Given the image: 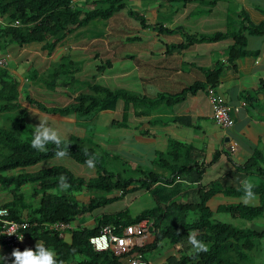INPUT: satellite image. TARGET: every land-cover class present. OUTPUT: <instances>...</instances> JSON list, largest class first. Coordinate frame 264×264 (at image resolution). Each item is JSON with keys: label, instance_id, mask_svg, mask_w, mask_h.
Here are the masks:
<instances>
[{"label": "trees", "instance_id": "obj_1", "mask_svg": "<svg viewBox=\"0 0 264 264\" xmlns=\"http://www.w3.org/2000/svg\"><path fill=\"white\" fill-rule=\"evenodd\" d=\"M87 1L93 5L92 8L76 0H0V17L12 23L11 25L0 23V52L6 50L11 44L23 46L30 43H42V47L48 53H52L56 45L62 43L67 35L87 26L92 20L107 19L113 16L125 8L128 2V0ZM171 1H181L183 4L186 0ZM126 12L127 15L138 20L140 24L147 25L146 18L141 13L132 9H128ZM16 20L18 21L17 25L13 24ZM154 26L160 32L173 31V29L163 27V22H156ZM255 34H264V22L254 24L243 16L242 23L238 27H231L227 31L188 34L185 35L184 41L172 44V47L176 45L179 48H185L194 43L211 42L230 37L232 42L227 46L226 60L232 63L250 53L246 48L247 35ZM56 65H60L59 68L49 72L47 88L50 89H55V85L59 84L66 87L70 83L64 80L57 82L59 79L57 76L64 69L62 61L57 62ZM36 70L32 71L35 72ZM77 70L78 67L72 69L75 72ZM222 70L223 63L221 62L215 63L211 69L205 70L210 86L214 87L217 84L218 75ZM71 78L73 79V77ZM18 84L19 79L6 67L0 66V114L4 113V116H0V184L3 189L9 190L11 196L0 201V205L8 208L11 218H26L28 221L36 223L37 225L29 228L27 233L31 237L41 240L46 247L53 249L58 260L64 261L70 256L80 255L86 262L85 264H92L94 260L103 255L100 260H96L97 264H119L118 260L123 256L114 254L111 248L108 251H94L89 243V237L97 234L103 225H110L115 236H122L123 228L137 224L143 219L147 222L153 221L152 226H150L155 236L152 245L163 238H167L171 242L183 239L188 241V233L195 231L197 239L209 246L208 252H194L192 255L183 256L178 260L179 262L183 261L184 263L193 258V262L197 264H243L242 261L252 260L256 254H260L264 258V255L261 254V238L264 236V230L255 231L250 228H239L213 217L214 212H225L231 217L251 220L263 214L264 168L259 166L258 152L242 165V169L260 175L261 179L255 183L256 187L253 189L260 199L258 204L220 203L212 208L207 202L215 193L222 192L228 196H241L243 195L241 186L237 188L230 186L223 189H219L217 185L203 187L197 191V201H194V204L189 201L190 205L193 204V218L186 221L185 217H179L178 213L176 216H178L179 221L168 223L163 218L171 215L170 208L176 206L174 213H177L183 206L173 199L175 193H172L166 186L176 175L185 174L188 176L190 172H197L196 178H200L205 165L214 162L219 156V151L215 150L211 154L210 161L203 160L199 163L197 161L198 155H193L192 144L169 138L165 151H158L160 154L158 158L162 160L161 165H159L160 171L145 170L141 165H137L134 171L142 175L140 178L122 176L107 170L104 165L97 161V158L96 175L88 178L77 176L62 165H52L27 171L25 170L27 166L55 156V146L49 144L47 153L39 152L30 147L34 130L30 133L25 122L28 110L21 104L19 98L21 90H18ZM84 85L86 91L81 90L73 96L71 102L63 106L46 107L28 93L23 96V100L30 106L47 113L63 116L74 115L77 119H86L90 114L99 113L103 110H114L117 102L121 100L123 102L121 119H114L110 123L111 126L115 127L128 126V116L131 109L136 116H148L159 105L147 95L126 88H111L92 80ZM193 87L194 85L188 88L190 93L194 91ZM185 94V91L182 90L174 94V97L168 98L167 95H161L160 103L168 102V100L178 102L184 99ZM9 112H13L14 115H7ZM172 121L182 122L183 116H173ZM90 141L91 139L87 140L85 137L77 136L65 139L69 145L67 156L83 164H85L88 156L96 157L94 152L96 143ZM85 150L88 156H85ZM158 158L154 159V163L158 164ZM251 158L254 159L251 160ZM60 175L67 176V182L70 184L68 191L78 192L84 188L91 191L118 189L120 193L108 196L94 195L89 199L87 205L80 206L73 194L67 195L66 193L49 191L53 188H57V191L60 190L58 189ZM26 183L33 186L30 193L32 200H26L25 190L21 188ZM153 183L156 185L151 193L157 197L156 205L145 208L136 214H131L126 208L115 213L102 214L97 217L93 226L73 228L70 242H66L59 235V232L42 231L40 227L43 222L57 220L71 222L77 216L91 212L96 207L123 198L128 192L140 188L148 190ZM161 203H165L166 206L162 207ZM135 249L143 251V247ZM105 259L108 261L103 263L102 260ZM79 264L82 262L79 261ZM164 264H168V262Z\"/></svg>", "mask_w": 264, "mask_h": 264}, {"label": "crops", "instance_id": "obj_2", "mask_svg": "<svg viewBox=\"0 0 264 264\" xmlns=\"http://www.w3.org/2000/svg\"><path fill=\"white\" fill-rule=\"evenodd\" d=\"M76 1L85 6L91 4L87 0ZM128 2L130 4H126L125 8L111 16L110 20L114 21V18L122 13L121 11H125L127 14L126 10L132 9L146 18L147 25H128L129 20H123L120 22L123 27L119 25L115 27L119 34L115 35L116 39L112 43L104 39L106 33L101 34L100 32L92 37L94 42H86L83 40L86 36L82 37L80 28L67 35L62 43L56 45L52 53H48L42 47V43H30L23 46L11 44L6 50L0 52V55L8 54L15 64L18 58L21 59L18 65L8 64V70L19 79L18 90L22 88L24 80H26L21 77L22 72L35 69L30 64L34 58L44 61L46 66L42 71L47 70L52 64H56L62 56H67L71 62L76 61L79 64L75 75L79 74L83 80L106 79V76L108 82L111 81L115 85L118 83L121 86L117 87L122 88L128 87L129 83L126 81H132V89H126L145 94L159 105L148 116H136L131 109L128 126L120 127L123 131L120 133L117 146L127 143L128 135L135 142L145 145L163 144L165 148L168 139L173 138L192 144L193 155H198L199 163L203 160L210 161L211 154L215 150L219 151L218 158L205 165L200 178H196L197 172H190L188 176L176 175L166 186L172 193H175L173 199L183 206L177 212L179 217H185V220L189 221L194 216L192 206L194 201H197L198 189L213 185H217L219 189L230 186L237 188L246 178L254 180V183L261 179L258 173L242 169V165L258 152L259 166L264 168V34L247 35L246 48L250 53L232 63L226 60L227 46L232 42L230 37L211 42L194 43L185 48H179L176 45L172 47V44L184 41L185 35L188 34L227 31L231 27H238L242 23L243 16L254 24L263 23L264 0H186L183 4L181 1L179 3L171 0H128ZM175 2L176 5L173 4ZM181 9L183 13L180 12ZM177 11H179L178 15L182 19L181 21L175 17ZM173 13L175 14L172 15ZM165 16H170L173 19L174 23H171L169 27L163 20ZM156 22H163V27L173 29V31H158L154 26ZM120 32H126V34ZM119 40L129 42L130 51L123 52L121 46H124L125 43ZM11 48H17L15 56H12ZM218 62L223 63V70L218 75L217 84L213 87L207 82L205 70L211 69ZM98 73L100 74L98 75ZM193 85L194 91L190 93L188 88ZM74 90L79 92L82 89L75 87ZM182 90L186 93L183 100L178 102L168 100V102L160 103L161 95H167L168 98L174 97V94ZM64 91L67 92L66 89H63L61 93ZM210 91L218 100L238 108L232 111L233 125L229 129H222L213 121L211 103L207 96ZM24 107L28 110L25 121L30 119L29 117L36 118L37 115H47L36 108ZM115 109L113 112H116L119 119L111 118L109 124L114 119H121L123 103L118 105L117 102ZM111 111L103 110L101 112L111 113ZM49 116L53 117L55 125L59 121H65L57 119L60 118L59 116ZM173 116H183V121L173 122ZM33 121L39 122V117ZM124 130H126L125 133H123ZM61 134L65 135V133ZM226 137L227 140H225ZM231 144L234 145L233 150L229 149ZM253 159L251 158V160ZM152 162L155 164L154 159ZM207 172L211 176L205 182L204 177ZM94 174V169L90 171L81 167L77 176L88 178ZM155 185L156 183L151 184L148 190L143 188L133 190L142 191L143 194H149L153 200L155 199V203L147 208L153 207L157 203V197L151 193L155 189ZM50 191L67 195L73 194L80 206L87 205L89 199L94 196L92 191L87 188L78 192L61 188L59 191L56 188ZM241 197L242 195L228 196L217 192L207 203L209 206L212 203L213 208L220 203L242 202ZM189 201H192L193 204L190 205ZM259 202L260 199L257 195V199L249 204L255 205ZM160 205L166 206L165 203ZM175 210L176 206L170 208L171 215L164 217L163 220L168 223L175 222L173 221L177 214L174 213ZM183 210L186 211H184L185 216H183ZM102 214L95 215L93 210L86 212L77 216L73 220L72 226L74 228L93 226L97 217ZM217 214L228 213L214 212L213 217L220 220L217 219ZM228 215L230 216V214ZM152 223V220L147 222L143 219L137 224L129 225L122 229V236L113 240V253L123 256L118 260L119 264H129L128 256L130 254L126 252L137 247H143L142 254L148 264H164L166 262L176 264V260L194 253L192 246L184 239L177 242L170 241V246L163 253H158L159 243L152 245L155 237L150 227ZM250 229L263 231L264 226ZM62 237L66 242H70L71 231H64ZM37 242L26 240L24 247L19 249L23 251L25 248L35 246ZM162 247H164L163 243ZM12 250L0 246V255L8 257L7 261L10 263H12ZM146 251L150 253L148 254ZM261 254L263 255L262 251ZM102 256L96 260H100ZM96 260H92V264H97ZM79 261L82 264L86 263L80 255H74L64 260V264H79ZM106 261L108 260H102L103 263ZM183 264L189 263L186 261ZM190 264L197 263L191 262Z\"/></svg>", "mask_w": 264, "mask_h": 264}, {"label": "rangeland", "instance_id": "obj_3", "mask_svg": "<svg viewBox=\"0 0 264 264\" xmlns=\"http://www.w3.org/2000/svg\"><path fill=\"white\" fill-rule=\"evenodd\" d=\"M127 4L129 5L130 3L127 2ZM173 4L176 5L177 3L175 2ZM87 7L92 8L93 5L89 4ZM179 11L175 12L176 13L175 17L178 21H181L182 19L178 15ZM121 12L122 13H119L117 15L118 17L114 18V21H111L110 17L107 19L99 18V19L92 20L90 23H88L87 26L81 28L79 31H81V34H83L82 37L86 36V38L83 40H85L86 42H94V39L92 37L94 36V34H99L100 32L101 34L106 33V36L104 39L112 43V41L116 39L115 35L119 34V32L115 30V27L118 25L120 27H123V25H121L120 22L127 19L129 20V22L127 23L128 25H139L140 24L138 20L127 15L125 11H121ZM180 12L183 13V10L181 9ZM175 13H173L172 15H174ZM163 20L165 24H167L168 27L170 26L171 23H174L172 21L173 19L170 16H165ZM124 29L131 30L127 28H124ZM120 33L126 34V32H120ZM104 39H101V40H104ZM119 41L125 43L124 46H121L123 47V52L130 51L129 42H125L124 40H119ZM16 49L17 48L10 49L12 56L13 55L15 56ZM60 61L63 62L62 67L64 70L61 72L60 75L57 76L60 79V80L57 79V82L58 81L60 82L63 80L70 82L68 86L64 87L68 90L67 93H61L63 91V86H60V84L55 85L56 86L55 89L47 88V80L49 78V72H51L55 68H59L60 65L52 64L51 66H49L47 70L42 71V69H44L46 66L44 64V61H40L37 58H34L30 64L31 66H33V68L37 70L35 72L34 71L30 72L29 70L22 72L21 77L26 78V80H24L22 88L19 89L21 90V95H22V97L20 98L23 99V96L26 93H29L31 94L33 98H36L37 100L43 102L47 106H51V105L62 106L64 103L72 101V95L74 93V91L72 90H74L75 87L76 89L81 88L82 90L86 91L84 84L88 81L83 80V77H81L79 74L75 75V71H72V69H74V67H77L79 64L76 61L74 63L71 62L69 58H67V56L61 57L58 60V62ZM18 62L19 63L21 62L20 58L17 59L16 64L13 59H10L8 64L11 66H15V65H18ZM92 71H95V70L92 69ZM99 74L100 73H98V75ZM71 77H73V79ZM105 78L106 79L104 78L96 79L95 78V79H92V81L96 80V82L105 84L106 86H109L111 88L121 86L118 83L115 85L111 81L108 82L106 76ZM126 82H128L129 85H127L128 87H125V88L132 89V81H126ZM122 103L123 102L121 100L118 101V105H121ZM168 107L171 108L172 106H168ZM115 110H112L111 113H102V112L93 113V114H90L88 118L86 117V119L79 118L78 120L80 121V123H77V124H76L75 117L70 116V117H64V118H57L59 120H65V121H59L57 122L58 124L55 125V121L53 120V117L49 116V125L52 127L58 128L61 133H65V135L61 134L62 137H64L65 139H69L70 134L85 135L87 140L91 139L90 142L96 143V145H94V152L96 154L97 161L101 163L102 165H104V167L107 170L113 171L115 173H119L122 176H132L134 178H139L142 176L139 172L134 171V168L137 165H141L145 170H150V169L159 170V168H161L159 165H161L162 160L158 158L160 155L158 151H161V150L165 151L166 148L163 144L145 145L144 143H138V142L133 141L132 137L128 135L127 136L128 142L125 143L124 145L117 146L118 139H120V133L121 131H123V129L120 127L111 126L109 124V121L111 118L119 119V116L116 114V112H113ZM1 115L4 116V113L0 114V116ZM7 115L12 116L14 115V113L9 112L7 113ZM35 117L38 118V115ZM29 118L30 119L26 120V123L31 133L32 130H34L33 126L38 125L39 122L33 121V120H36V118L34 117H29ZM68 132H71V133L69 134ZM125 132L126 130H124L123 133ZM135 156L137 159L135 158ZM151 158L152 159L158 158L157 159L158 164L156 163L153 164ZM37 164L38 165L36 167L31 166V167H28L27 170L33 171L39 168L40 165L44 167V166L61 164V165L66 166L70 170H72L76 175H78V171L81 167H85L86 169H89L90 171H92V169L88 168L86 164H81L69 156H65L64 158H57L56 156H53V157L46 158ZM94 172H95V168H94ZM183 176H187V175L184 174ZM210 176L211 175H209V173L207 172V174L204 177V181L205 182L208 181L210 179ZM32 187H33L32 185L31 186L27 185L25 188H23L25 189L26 195L29 196V194L32 191ZM58 189H60V187ZM92 193L94 195H107L108 196V195H113V194L117 195L119 193V190L118 189H114L112 191L93 190ZM9 196H10L9 190L3 189V186L0 184V201L4 199H8ZM154 200L152 196L146 193L143 194L142 191H132V192H128L122 199L115 200L107 205L96 207L93 210V213L95 215L97 214L100 215L102 213H114V212H117L119 210L126 208L129 210L131 214H136L142 209L151 206L152 203H155ZM228 200L229 199L227 198V201ZM210 206L212 207V203L210 204ZM184 211L185 210H183V214L186 212ZM217 219L231 223L239 228L249 227V228L257 229V228L264 226V212L261 216H257L256 218L251 219V220L238 218V217L236 218L230 217L228 214H217ZM173 221L178 222L179 221L178 216H175V219ZM158 243L160 245V247L157 248L158 253H163L164 250H166L167 247L170 246V241L167 238H163ZM162 243L164 247H162ZM243 249L245 250V248ZM262 252H263V249H262ZM146 253L149 254L150 252L146 251ZM176 261H177L176 264H183V261L181 262H179L178 260ZM262 261H263V257L260 254H256L252 260L247 259V260L242 261V263L243 264H262ZM191 262L193 263V258L187 261V263L189 264ZM6 263H10V262L6 261Z\"/></svg>", "mask_w": 264, "mask_h": 264}, {"label": "clouds", "instance_id": "obj_4", "mask_svg": "<svg viewBox=\"0 0 264 264\" xmlns=\"http://www.w3.org/2000/svg\"><path fill=\"white\" fill-rule=\"evenodd\" d=\"M1 19L3 21H5V23H6V24H3V25H11L12 24L10 22H7L3 18H1ZM13 24H15V21H14ZM17 24H15V25H17ZM1 58H5V63L0 65V66L1 67H6L8 69V63H9L8 60L10 59V56L5 53L3 55H0V59ZM94 81H96V80H94ZM70 87H72V86H70ZM63 89H66V88L63 87ZM72 91H74V93L72 95V98H73V96L76 95L78 92L76 90H72ZM63 93H67V92L64 91ZM207 96L209 97V93H208ZM20 97H22L21 93L19 95V98ZM20 100H21L22 106H29V107L36 108L34 106H30L29 103H27L23 99L20 98ZM67 103H69V102H66L63 105H66ZM210 103H211V101H210ZM225 104H227V103H225ZM44 105L46 107H52L53 106V105L47 106L46 104H44ZM230 106H231L230 115H231V117L233 119L232 111L237 110L238 108L234 107L232 104ZM238 106L240 107V105H238ZM36 109H38V108H36ZM38 110H40V109H38ZM40 111H42V110H40ZM42 112L47 114V115H38L39 123H38V125L33 126L34 131L32 130L33 133H32V138H31V141H30V147L35 149V150H37V151H39V152L47 153L48 152V147L47 146L49 144H52V145L55 146L54 155L57 158H64L65 156L68 155V146L69 145L65 142V138L62 137L60 130L58 128H55V127H52V126L49 125V115L59 116L60 118L70 117V116H63V115H59V114H51V113H47L45 111H42ZM71 116H74V115H71ZM211 117H212V103H211ZM75 119H76V124L80 123V121L76 117H75ZM212 119H213V117H212ZM213 121H214V119H213ZM231 126H229V127H221V126H219V127L222 128V129H229ZM72 136H77V137H80V138L81 137H85L86 138L85 135L71 134L70 137H72ZM233 147H234V145L231 144L229 146V149L233 150ZM85 156H88V153H87L86 150H85ZM39 162H37V163H39ZM36 164L27 166L25 168V170H27L28 167L35 166ZM85 164L87 165L88 168L94 169L95 166H96V157L95 156H88V158L85 160ZM62 166H64V165H62ZM39 168H42V167H39ZM37 169H35V170H37ZM95 175H93V176H95ZM93 176H91V177H93ZM25 185L31 186V184L26 183L23 186H21V188L23 189ZM59 187L62 190H67V189L70 188V184L67 182V176L60 175V177H59ZM255 187H256V184L251 179H247L246 178L243 181H241V190L243 192L241 200H242V202L245 205H248L250 202H252V201L257 199V195H256V193L253 190ZM53 189H50V190H53ZM23 190H25V189H23ZM119 193H120V190H119ZM28 198H30V200H32V197H31L30 194H29V196L26 195V200ZM0 210L5 211L3 214H0V229H2V225L4 223L3 222L4 219L12 220V221H15V222H17L19 224V232L22 233V238L19 237L20 241L18 243H16L15 245L7 244L4 240H2V234H0V246H3L5 248L13 249L12 252H11L12 263H7V264H64L63 260H58L57 259L56 253H55V251L53 249H51L49 247H46L41 242V240L31 237L27 233L29 228L37 225L36 223L30 222L26 218H22V219L11 218L10 214H9V210H8L7 207H4V206L0 205ZM72 222H73V220L71 222H65V221H61V220H57V221H53V222H43V223L40 224V227H41L42 231L43 230H45V231H47V230L48 231H55V232H59V235L62 236L64 231H67V230L71 231L74 228L72 226V224H73ZM101 227H100V229H101ZM100 229H99L98 233L100 232ZM111 230H112V228H111ZM13 234H15V233L14 232H10L8 235L11 236ZM97 234H94V235L89 237V243H90V238L93 237V236H96ZM262 238H261V248H262ZM26 240H33L35 242H37V241L38 242L36 243L35 246H31L29 248H25L23 251H21L19 248L24 247V243L26 242ZM188 243L192 246L194 252H196V253L208 252L209 251V246L205 242L197 239V233L195 231H191V232L188 233ZM91 246H92V244H91ZM33 248H35V249H33ZM92 248H93V246H92ZM108 249L102 250V251H108ZM111 249H112V247H111ZM93 250L96 251V252H102V251H97L94 248H93ZM134 251H139V250L133 249V250L128 251L126 253L131 255V253L134 252ZM139 252L142 254L141 251H139ZM142 256H143V254H142ZM7 259H8V257L0 255V264H6ZM143 259H144V257H143ZM262 263L264 264V258H263Z\"/></svg>", "mask_w": 264, "mask_h": 264}, {"label": "built area", "instance_id": "obj_5", "mask_svg": "<svg viewBox=\"0 0 264 264\" xmlns=\"http://www.w3.org/2000/svg\"><path fill=\"white\" fill-rule=\"evenodd\" d=\"M2 24H6L0 18ZM18 21H15L17 24ZM5 63V58L0 59V65ZM209 99L212 103V117L216 124L221 127H229L233 124V119L230 115L231 106L225 104L221 100H218L215 95H212L211 91L209 92ZM5 211L0 210V214H3ZM2 229H0V234H2V240H4L9 245H15L20 241L19 237L22 238V233L19 232V224L12 220H3ZM62 225V224H61ZM10 232L15 234L9 236ZM120 236H115L112 234L111 227L109 225H104L101 227L100 232L90 238V243L93 248L97 251L106 250L112 247L113 240ZM262 249L264 252V237L262 238ZM129 264H148L145 259H143L142 254L139 251H134L128 257Z\"/></svg>", "mask_w": 264, "mask_h": 264}, {"label": "water", "instance_id": "obj_6", "mask_svg": "<svg viewBox=\"0 0 264 264\" xmlns=\"http://www.w3.org/2000/svg\"><path fill=\"white\" fill-rule=\"evenodd\" d=\"M225 140H227V137L225 138Z\"/></svg>", "mask_w": 264, "mask_h": 264}]
</instances>
